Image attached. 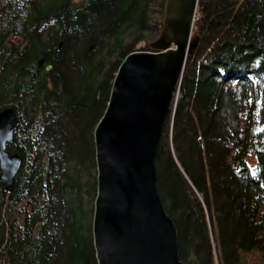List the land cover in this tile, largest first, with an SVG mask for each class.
<instances>
[{
    "label": "trees",
    "instance_id": "1",
    "mask_svg": "<svg viewBox=\"0 0 264 264\" xmlns=\"http://www.w3.org/2000/svg\"><path fill=\"white\" fill-rule=\"evenodd\" d=\"M165 3L0 0V111L22 159L12 190L0 177V264H97L95 129ZM194 34L158 190L183 264H264V0H199Z\"/></svg>",
    "mask_w": 264,
    "mask_h": 264
},
{
    "label": "water",
    "instance_id": "2",
    "mask_svg": "<svg viewBox=\"0 0 264 264\" xmlns=\"http://www.w3.org/2000/svg\"><path fill=\"white\" fill-rule=\"evenodd\" d=\"M198 3L166 0L163 27L150 50L127 55L115 76L94 133L97 264H183L177 228L158 190L155 158L186 64L200 41L194 34ZM18 123L14 109L0 111V177L9 191L22 164L18 153L8 151Z\"/></svg>",
    "mask_w": 264,
    "mask_h": 264
},
{
    "label": "built area",
    "instance_id": "3",
    "mask_svg": "<svg viewBox=\"0 0 264 264\" xmlns=\"http://www.w3.org/2000/svg\"><path fill=\"white\" fill-rule=\"evenodd\" d=\"M178 94H179V92H178ZM179 96H180V95H178V98H179Z\"/></svg>",
    "mask_w": 264,
    "mask_h": 264
},
{
    "label": "rangeland",
    "instance_id": "4",
    "mask_svg": "<svg viewBox=\"0 0 264 264\" xmlns=\"http://www.w3.org/2000/svg\"><path fill=\"white\" fill-rule=\"evenodd\" d=\"M180 97V96H179Z\"/></svg>",
    "mask_w": 264,
    "mask_h": 264
}]
</instances>
